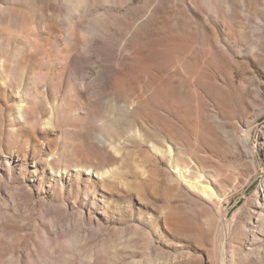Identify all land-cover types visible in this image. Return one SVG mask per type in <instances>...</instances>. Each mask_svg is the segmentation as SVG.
I'll return each mask as SVG.
<instances>
[{"label": "rangeland", "instance_id": "obj_1", "mask_svg": "<svg viewBox=\"0 0 264 264\" xmlns=\"http://www.w3.org/2000/svg\"><path fill=\"white\" fill-rule=\"evenodd\" d=\"M0 264H264V0H0Z\"/></svg>", "mask_w": 264, "mask_h": 264}]
</instances>
